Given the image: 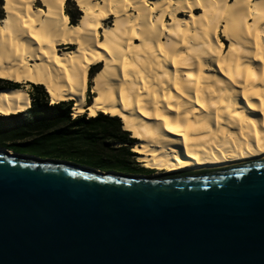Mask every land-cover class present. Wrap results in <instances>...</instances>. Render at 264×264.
<instances>
[{
  "label": "bare ground",
  "instance_id": "1",
  "mask_svg": "<svg viewBox=\"0 0 264 264\" xmlns=\"http://www.w3.org/2000/svg\"><path fill=\"white\" fill-rule=\"evenodd\" d=\"M66 1L2 0L0 80L22 86L0 88V116L40 85L73 117H117L163 176L264 159V0H71L74 25Z\"/></svg>",
  "mask_w": 264,
  "mask_h": 264
},
{
  "label": "water",
  "instance_id": "2",
  "mask_svg": "<svg viewBox=\"0 0 264 264\" xmlns=\"http://www.w3.org/2000/svg\"><path fill=\"white\" fill-rule=\"evenodd\" d=\"M0 264H264V159L150 177L0 148Z\"/></svg>",
  "mask_w": 264,
  "mask_h": 264
},
{
  "label": "trees",
  "instance_id": "3",
  "mask_svg": "<svg viewBox=\"0 0 264 264\" xmlns=\"http://www.w3.org/2000/svg\"><path fill=\"white\" fill-rule=\"evenodd\" d=\"M68 1L64 6V14L69 24L74 25L78 21L76 15L80 14L77 7L74 8L77 14L69 11ZM0 82L8 84L0 88L21 87L15 83ZM30 86L32 90L27 93L31 103L24 112L28 115L27 118L20 119L24 113L0 116V142L6 145L3 146L5 149L14 152L11 147L27 146L42 153L74 155L86 159L91 163L89 168L101 172L126 175L149 172L147 169L137 168L138 163L133 160L134 153L131 151L135 140L122 130L117 117L101 113L96 117H87L85 114L73 117V102L50 105L42 86ZM88 94L90 91L86 93ZM88 97L90 103L91 98Z\"/></svg>",
  "mask_w": 264,
  "mask_h": 264
},
{
  "label": "rangeland",
  "instance_id": "4",
  "mask_svg": "<svg viewBox=\"0 0 264 264\" xmlns=\"http://www.w3.org/2000/svg\"><path fill=\"white\" fill-rule=\"evenodd\" d=\"M37 2V1H36ZM1 4H2V0H0V19L3 17V14H2V10H1ZM73 4V5H72ZM35 5V7H42L41 5H40V3H39V1L37 2V3H35L34 4ZM67 7H68V9H69V11L70 12H72L74 15L75 14H77V11H75V9L74 8H76V6L74 5V3L71 1V0H69L68 1V5H67ZM76 10H78L77 8H76ZM78 12H79V14L81 15V12L78 10ZM80 15L78 16V15H76V18H78L79 19V17H80ZM77 19V20H78ZM104 25H106V26H108V25H111V18L110 19H108V20H106L105 22H104ZM218 37H219V39H220V42L223 44V46L224 47H227V45H228V43H227V41H225V39L221 36V34L219 33L218 34ZM98 69V67H96L95 68V70H92V71H90L91 73H90V75L92 74V72L94 73V71H96ZM0 81H2V82H8V81H5V80H0ZM11 83V82H10ZM8 84H6V83H1L0 82V87H3V86H7ZM89 85H91V83H89ZM20 86H22V85H20ZM27 91H31L32 90V88H31V86H30V84L27 86V89H26ZM88 91H89V89H88ZM88 96H90V98H92V94H91V92H90V94H88V95H86V103L88 104ZM48 102H49V104H50V101H49V99H48ZM72 110V109H71ZM85 115L88 117V115L85 113ZM104 115V114H103ZM27 114L26 113H24V114H22L21 116H20V119L21 118H27ZM73 116V115H72ZM135 145H136V140H135V142L133 143V145H132V149H131V151L134 153V158H133V160L136 162V163H138V165H137V168H144V169H147V168H145V167H143L142 165H141V163L140 162H138L137 161V153L136 152H134L133 150H134V147H135ZM3 146H6L4 143H1L0 142V148H3V149H5ZM13 150H14V152H12V151H10V150H8L9 152H12V153H15V154H18V155H25V156H30V157H34V158H37V159H39V160H52V161H62V162H68V163H73V164H76V165H79V166H84V167H89V165L91 164L90 162H88L86 159H84V158H79V157H77V156H74V155H58V154H55V153H42L41 151H39V150H36V149H32L31 147H25V146H14V147H11ZM7 150V149H6ZM236 164H238V163H236ZM229 165H231V164H229ZM227 166V165H226ZM147 170H149V172H144V173H139V174H135V175H143V176H150V177H163V175L164 174H173V173H163V172H157L156 170H151V169H147ZM101 172V171H100Z\"/></svg>",
  "mask_w": 264,
  "mask_h": 264
},
{
  "label": "snow or ice",
  "instance_id": "5",
  "mask_svg": "<svg viewBox=\"0 0 264 264\" xmlns=\"http://www.w3.org/2000/svg\"><path fill=\"white\" fill-rule=\"evenodd\" d=\"M169 130H171V129H169ZM261 151L264 152V148H262Z\"/></svg>",
  "mask_w": 264,
  "mask_h": 264
}]
</instances>
